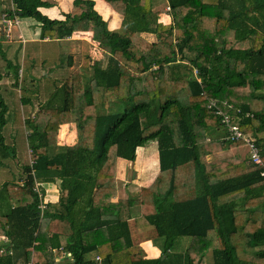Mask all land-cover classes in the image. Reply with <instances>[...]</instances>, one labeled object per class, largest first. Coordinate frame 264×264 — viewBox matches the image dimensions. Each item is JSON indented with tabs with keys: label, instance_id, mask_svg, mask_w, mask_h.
Returning <instances> with one entry per match:
<instances>
[{
	"label": "trees",
	"instance_id": "trees-1",
	"mask_svg": "<svg viewBox=\"0 0 264 264\" xmlns=\"http://www.w3.org/2000/svg\"><path fill=\"white\" fill-rule=\"evenodd\" d=\"M4 1L15 6L3 9L9 17L36 20L41 39L60 48L51 50L54 64H28L25 91L74 65L60 40L77 32L91 33L106 55L103 67L90 68V43L82 41V66L64 81L51 80L62 93L56 89L35 121H26L32 164L23 168L22 182L4 185L19 206L5 216L9 226L1 225L0 234L8 233L14 247L32 249L27 262L58 264L54 250L64 246L73 264H96L87 259L95 251L103 264H264V139L256 137L264 132V0H165L159 12L154 0H104L123 17L124 33L109 29L93 0H74L64 20L41 12L51 7L48 1ZM165 13L169 23L159 19ZM1 55L17 88L20 68ZM4 74L0 70V165L16 155L3 136L16 114L2 96ZM226 116L255 140L262 164L249 158V149L246 159L207 160L248 148L228 138ZM72 123L77 146H59L60 127ZM221 129L210 139L208 130ZM150 144L159 154L157 177L139 197L113 202L118 159L134 162ZM57 181L58 201L41 211L36 183ZM51 220L59 229L50 236ZM132 220L160 240L159 258L145 259Z\"/></svg>",
	"mask_w": 264,
	"mask_h": 264
},
{
	"label": "crops",
	"instance_id": "crops-1",
	"mask_svg": "<svg viewBox=\"0 0 264 264\" xmlns=\"http://www.w3.org/2000/svg\"><path fill=\"white\" fill-rule=\"evenodd\" d=\"M48 2H58L61 6L64 7L63 11H58L60 13V16L54 15L49 16L50 19H58V20H64L65 16L64 14H67L71 12L73 8L74 0H44ZM95 1V10L103 17L104 20L108 22L109 29L112 31H118L122 27L123 17L119 14H117L115 11L111 9V7L104 1V0H93ZM52 4V3H51ZM10 5V9L12 11L15 10V6L13 3H7L4 0H0V55L1 50L4 51L6 55V59L10 61V63L13 64V66H19V76H20V82H22L24 77V72L28 66V64H31L35 62L36 64H45L48 63V65L54 64L55 61H51V50H57V52L60 50L58 47H52L51 39L45 38L41 39V24L35 23L33 24L32 21H30L31 18H23V21H21V18H19V23L12 28V32L10 36H7V33L4 29V26L2 25V17L5 14L4 8H8ZM55 5V4H54ZM66 5V6H65ZM46 8H41V12L45 14ZM47 16V15H46ZM169 18V17H168ZM170 19V18H169ZM15 28H18V33L13 34ZM123 28V27H122ZM84 35H87L89 37H86ZM82 37V38H81ZM88 41L90 42V48L89 50H92L96 47L97 49V43H94L92 41V34L91 33H75L71 38H66L63 40H60V45L64 46V51L66 54L73 56L74 58V65L71 68H67L65 70H59L52 73V76L48 79H44L40 86L37 87H29L30 93L36 94V93H43L40 90V87H48L51 83V80H65L71 73H73L77 68L81 67L83 64V52H84V46L82 41ZM58 43V42H57ZM59 45V44H55ZM94 46V47H93ZM92 57V54L89 53V58ZM3 60L2 65L7 68L8 62L2 57ZM92 59V58H91ZM90 59V60H91ZM89 60V61H90ZM105 62V55L103 56V60L101 63H95L94 65H91L93 67H103ZM16 77L15 72L11 68H7L5 70L4 78L1 81L2 86V96L4 97L6 103L9 108L13 111L15 114V117L12 116L10 118V123L4 128L3 136L5 137V131H8L7 137H5L6 144L9 145L11 143H15L18 145L17 138L19 134H23L26 127V121L32 119V121H35V117L26 119L25 118V106L22 103L21 107L22 109H18L17 107H14L12 105L14 93H21L22 94V88L17 89L13 85L16 83ZM61 86V85H59ZM42 89V88H41ZM42 89V90H43ZM38 112V111H37ZM36 112V113H37ZM32 114V109L29 113V115ZM25 127V128H24ZM64 127L69 128L68 133L71 135V141L62 142L61 139V132ZM15 132V136L14 133ZM32 132V131H31ZM220 135V134H219ZM30 136V135H29ZM29 136L27 137V146L29 148ZM214 138H217L218 136H212ZM58 145L59 146H67L69 148H75L78 144V136H77V127L75 124H66L62 125L59 130L58 135ZM16 145H9L13 148L18 147ZM143 150V148L139 149L137 152V158L134 162L126 161L123 159H118L117 161V172H116V188H117V194L112 198L113 202H117L119 199H127L131 198L130 196L125 195L123 192V188H121V185L126 186V184H129L127 179L129 176H127L126 179V173L128 172V168L131 169L132 173L130 175L131 178L129 182L132 184V191L133 195L136 194V198L140 196L141 189L144 187H149L155 178L158 175L159 172V165L158 169L155 171V174H153V177L148 178V175L145 174L144 176V169L151 165V163H148L146 166L142 163L143 159L139 156V151ZM236 149H231L229 151L220 152L218 155L214 156H208L207 160L212 162L216 159L221 158H228L236 156L235 153ZM15 158H8L3 160V164L0 165V231H3L1 228V225L7 224L6 215L10 213L11 210L15 209L19 206V203L16 202V200H12L9 198V194L6 192V189H4V185L6 183L15 182L20 183V177L24 174L23 168L26 165V161L24 160V150L22 152H19L18 150H15ZM235 154V155H234ZM159 157V156H158ZM148 162V161H147ZM127 170V171H126ZM136 172V173H135ZM152 172V171H150ZM28 176L26 175L24 179H27ZM141 178V179H140ZM145 179V181H144ZM57 184V183H56ZM46 184H42L40 187L41 193L45 198V202H52L55 203L59 199L60 194V185H54L52 184L54 188H51V193H49V189L45 187ZM131 186V185H129ZM45 187V188H44ZM48 191V192H47ZM6 198L10 199L9 204H4V201ZM133 198V197H132ZM2 201V203H1ZM8 225V224H7ZM9 226V225H8ZM131 228L133 232V238L135 240V243H138L140 247L145 252V259H157L161 256V250L158 246L155 245V242H159L160 240L157 238H154V236L151 235L150 231H139L135 228L134 221H131ZM59 229V222L56 220H51L48 223V227L46 228V231L49 233V235H53L57 232ZM154 235V234H153ZM12 238L8 235V233L0 234V264H26V252H29L32 250L31 248L26 250H23L22 248L14 247V244L12 243ZM158 244V243H157ZM158 244V245H159ZM155 251H152V248ZM5 251V252H3ZM55 253V260L58 264H73L74 260L72 259V254L65 249L64 246L59 249L54 250ZM87 259L95 262L96 264H103V258L100 254H98L96 251L90 253L87 255Z\"/></svg>",
	"mask_w": 264,
	"mask_h": 264
},
{
	"label": "rangeland",
	"instance_id": "rangeland-1",
	"mask_svg": "<svg viewBox=\"0 0 264 264\" xmlns=\"http://www.w3.org/2000/svg\"><path fill=\"white\" fill-rule=\"evenodd\" d=\"M51 3H52L51 7L46 8L44 10L45 11V14L48 17L51 16V18L54 15L60 16V13H58L57 10H59V12L60 11H63L64 7L61 6L57 1L56 2H51ZM153 5H154L153 6V10L155 12H159V10L164 9V8L167 7L165 0H154V4ZM159 17L158 18L163 23H169V21H170V19L168 18V15H166V13L165 14H160ZM21 21H23V18H21ZM30 21H32L33 24L39 23V22H37L34 19H30ZM18 31H19L18 28H15L13 34H17ZM118 31L124 33L125 32V29L121 27ZM84 36L89 37L87 35H84ZM143 36L146 37V39H149L150 41H154L155 40L154 35L144 34ZM94 43H96V42H94ZM89 53L92 54V57H91L92 59L89 58V60L91 59L89 61V66H90V68L93 69L94 67L91 66V65H94L95 63H101L102 60H103V56L105 55V52L100 48L99 44L97 43V49L95 47L94 49L89 50ZM105 58H106V55H105ZM2 62H3V60L1 59V55H0V70H6L7 68L2 65ZM85 74H86V76H88V75L90 76L91 75V70H87V72H85ZM18 84H19V86L17 87V89H21L22 86H24L23 82H20V78L18 79ZM58 86L59 85H57V84H56V86H54L53 84H49V86L48 87H45L44 89H43V87H40V90L39 91H41L43 93H36V94L30 93V90L29 91H25L24 88H23V89H21L22 90V94L21 93L20 94L19 93H14V97H13L14 100L12 102V105L14 107H17L18 109H20V108L22 109V107H21V105H22L21 98L22 97L23 98H29V100L31 101V103L28 106H25V118L26 119L33 118V117L36 116V112L39 111L40 108H42V107L45 108L46 102H49L52 99V95L54 94L53 92L56 89L59 92L62 91L61 89L58 88ZM35 87H37V86H35ZM31 109H32V114L29 115ZM67 131H68V129H67ZM13 133H14V136H15V132L14 131H13ZM207 133H208L210 139H213L214 137H212V136H214V135L215 136H221L220 133H222V129L221 130H217V132L216 131L214 132L212 130H208ZM30 134H31V129L28 126V127L25 128L23 134H19V136L17 138L18 145H16L15 143L9 144V145H16V146H18V147H15V148H13L12 146H9L10 153H12V150L13 149L14 150H18L19 152H22L24 150V160L26 161L25 163H26L27 166H30L32 164V159H31L32 158V153H31L30 147L28 148V146H27V140H26L27 137ZM67 134L68 135H67L66 141H69L70 142L71 141V135H70V133H67ZM4 135H5V137H7L8 131H5V134ZM58 135H59V133H58ZM256 137L257 138L259 137V139H264V132L259 133ZM29 138H30V136H29ZM60 141H61V139H60ZM66 141H62V142H66ZM262 142H264V141H262ZM235 149H236V152H233V153H235L237 157H240L241 159H244V158L246 159V157H248V148H244V147H240L239 148V147H237ZM138 154L143 159L142 163L145 166L148 163H151V165H149L148 167H146L144 169V176H145V174H147L148 175V178L153 177V174H155V171L158 169V166L157 165H159V157H158L159 154H158V150H157L155 144H150V145L144 147L143 150H140ZM132 171H131L130 168H128V172L126 173V179H127V176H129V178H131L130 175H131ZM150 171H152V172H150ZM129 178L127 179V181H128L129 184H126V186L121 185V188H123V192L125 193V195L130 196L132 198V197H135L136 194L133 195L132 184H131L132 181L129 182L130 181ZM19 181L22 182L21 180H19ZM144 181H145V179H144ZM60 183H61L60 181H57V184L60 185ZM57 184H54V185H57ZM51 185L52 184H46L45 185V187L47 189H49L48 190L49 193H51V188H54ZM129 185H131V186H129ZM44 201H45V198H44ZM9 202H10V199L9 198H6V200L4 201V204H9ZM1 203H2V201H1ZM179 243L181 244V246H184V247L186 246V245H184V242H179ZM209 257L212 259L211 255H209Z\"/></svg>",
	"mask_w": 264,
	"mask_h": 264
},
{
	"label": "built area",
	"instance_id": "built-area-1",
	"mask_svg": "<svg viewBox=\"0 0 264 264\" xmlns=\"http://www.w3.org/2000/svg\"><path fill=\"white\" fill-rule=\"evenodd\" d=\"M18 23H19V17L17 15H14L12 18L9 17L8 14H6V13L3 15V17H2V25L4 26V29H5L8 37L10 36V34L12 32L13 26L17 25ZM212 105L214 106L215 104H212ZM217 114L221 115L222 113L221 112H217ZM223 122L226 124V127L228 128V133H229L228 138L232 139V140H235V141L244 140L245 143L247 144L246 146L249 149V158L254 163L262 164L260 153H259V149L256 146L255 140L245 136L243 134V132H241L239 130V127L237 125H234V124L231 123L230 119L227 116L224 117ZM40 186L41 185L39 183H36L34 189H35L36 192L39 193L41 198H44V196L41 193ZM45 203L46 202L44 201L40 205L41 211H44V209L46 207ZM26 264H35V262L33 261V259H31Z\"/></svg>",
	"mask_w": 264,
	"mask_h": 264
}]
</instances>
